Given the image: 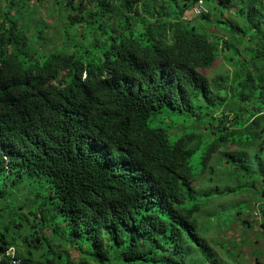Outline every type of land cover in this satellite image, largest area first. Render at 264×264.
Here are the masks:
<instances>
[{
  "label": "trees",
  "instance_id": "16d2710c",
  "mask_svg": "<svg viewBox=\"0 0 264 264\" xmlns=\"http://www.w3.org/2000/svg\"><path fill=\"white\" fill-rule=\"evenodd\" d=\"M46 1L0 0V264H264V0H210L244 20L229 36L185 19L198 0H54L124 33L48 52L19 22ZM220 56L234 74L201 73ZM252 191L210 243L215 198Z\"/></svg>",
  "mask_w": 264,
  "mask_h": 264
},
{
  "label": "rangeland",
  "instance_id": "374dc122",
  "mask_svg": "<svg viewBox=\"0 0 264 264\" xmlns=\"http://www.w3.org/2000/svg\"><path fill=\"white\" fill-rule=\"evenodd\" d=\"M178 3L181 5L182 0H169L168 8L169 9L173 8L178 10L179 9ZM43 5L44 6L37 4L36 6L27 7L26 10L24 11V16L20 18L19 22L20 24L23 25L30 24V26L32 27V31L35 30L37 23H39L40 21L43 22L44 25L49 26V29H45V31L43 32V34L46 37V44L44 48L47 52L53 49H57V43H54L55 38L51 39L52 34L57 35V37L62 36V34L67 33V30L69 31L70 35L75 34L76 36H80L81 34L79 33H82L85 36V38L89 37L92 39H103V38L107 39V44H110L114 38H117L118 40L120 36L124 33V28H122L118 22V20L121 18H118L115 15H113V18L116 19V21H114L113 18H109V13H106L107 15L106 17H100L94 19L90 25H88V23L84 21H78L77 23L72 24L70 25V27H68L66 22L70 12L67 9L61 8V9H56V11L49 9L54 5V0H48ZM206 5L209 8L211 19H207L203 17L201 18L194 17L190 9L187 10L185 13V17L190 18V21L193 20L194 24L196 25L199 31H211L213 33L217 32L218 34L219 33L224 34V32H226L227 35L229 36V32H227V30L228 28L231 27L230 26L231 22L237 23L243 27L245 26L244 20L241 17H238L236 12H229L228 10H226L224 14L222 13V10L219 7H215L214 3L210 0L206 1ZM35 12H37L36 15H34ZM226 18H228L227 22L225 21ZM108 19L111 20V23H108ZM55 22L59 23L60 25L57 30L55 29V25H57L54 24ZM72 51L75 53L77 52L75 48H72ZM200 71L206 77L212 79L219 74H226L229 71L231 72V74L232 73L234 74L237 71V68L236 66L231 65L230 62L225 59V57L220 56L212 67L208 69H202ZM177 123L180 124L178 126L179 131H182L183 125H189L190 122H186L182 119L180 120L178 119L175 125ZM230 149L235 150V147H231ZM195 171L200 172L201 167L200 166L197 167ZM218 177L219 176H215V179H217ZM196 185L197 188L205 187V185H203L200 182H196ZM255 196L256 194L255 192H253L251 194H240L237 196H229L219 200L215 198L217 207H222V206L224 207L223 209L224 213L221 212L219 219L217 218L215 220V223H219L220 225L219 230L221 233L217 237L215 230L209 233L207 239L209 240L210 243L216 242L219 239L223 240L224 242L225 239L230 238V236L232 235L235 236L242 233L240 230L239 231L231 230L228 233V237L224 238L225 236L222 234V231H224L225 229H230L231 226L230 225L231 220L225 215V213L226 211L230 212L233 210L230 208V207H234V206H230L231 204L233 203L237 204V202H240L239 203V207H240L242 205H245L244 204L245 202H241V201L249 200L250 197H255ZM244 210L245 212L248 211V205H246ZM208 211H212V210L208 208ZM251 220H257L260 222L262 221V216L257 215L254 212V216L251 217ZM222 224L224 226H222ZM70 254L72 255L73 259L77 260V251L71 249ZM221 259L223 261V264H227V261H225V257H221ZM245 260L246 258H241L242 262H244Z\"/></svg>",
  "mask_w": 264,
  "mask_h": 264
},
{
  "label": "built area",
  "instance_id": "2783aa9c",
  "mask_svg": "<svg viewBox=\"0 0 264 264\" xmlns=\"http://www.w3.org/2000/svg\"><path fill=\"white\" fill-rule=\"evenodd\" d=\"M207 11H208V9H207V7H206V5H205L203 0H199L195 4V6L193 7V13L195 15H201L203 13H206ZM7 253L10 254L11 256H14L15 252H14V249L11 248L10 250L7 251ZM13 263H18V260H16V259L13 260Z\"/></svg>",
  "mask_w": 264,
  "mask_h": 264
},
{
  "label": "clouds",
  "instance_id": "9594fccd",
  "mask_svg": "<svg viewBox=\"0 0 264 264\" xmlns=\"http://www.w3.org/2000/svg\"><path fill=\"white\" fill-rule=\"evenodd\" d=\"M198 1H199V0H198ZM198 1H197V2H198ZM203 1H204V0H203ZM197 2H195V4H196ZM204 3H205V2H204ZM195 4H194V5L192 6V8L190 9L194 17H201L202 15L209 13V8H208V6H207L206 3H205V5H206L208 11H207L206 13L201 14V15H195V14L193 13V7L195 6ZM185 19H190V18L185 17Z\"/></svg>",
  "mask_w": 264,
  "mask_h": 264
}]
</instances>
